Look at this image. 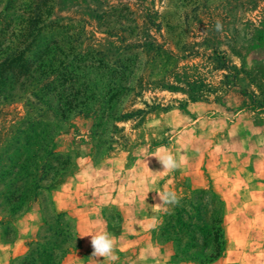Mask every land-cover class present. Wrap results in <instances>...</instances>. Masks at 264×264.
Masks as SVG:
<instances>
[{
	"label": "rangeland",
	"instance_id": "374dc122",
	"mask_svg": "<svg viewBox=\"0 0 264 264\" xmlns=\"http://www.w3.org/2000/svg\"><path fill=\"white\" fill-rule=\"evenodd\" d=\"M7 1L0 0L1 24ZM9 1L12 16L30 0ZM52 4V20L81 22L87 30L86 47L96 48L112 62L127 54H142L147 61L155 54L151 45L173 51L178 60L167 75L152 78L147 73L125 106L131 116L112 126L96 127L94 113L88 112L65 124L55 136L43 126L18 136L25 129L26 102L1 99L0 235L6 242L14 241L13 222L27 219L29 206L38 201L44 215L39 234L55 236L60 251L52 261L36 257L30 264H64L77 253L80 240L72 217L57 219L51 190L79 170L80 157L95 163L117 158L135 172L144 169L155 174L156 186L178 196V204L163 205L169 211L162 210L156 230L175 260L183 264L219 260L226 247L225 233L215 245L212 239L203 242L202 233H192L191 239L176 244L170 225L176 210L189 204L214 208L217 221L222 216L212 188L193 191L188 174L209 176L216 156L221 157L217 163L227 165L218 172H232L226 160L234 156L231 140H238L231 131L233 122L242 111L264 112V0H52ZM118 4L129 5L135 13L139 30L133 37L110 36L102 27L103 18ZM127 45L142 48L127 51ZM217 144L221 145L215 149ZM161 146L177 159L183 157L178 169L158 172L163 166L153 155ZM224 152L228 158L223 161ZM158 178H162L159 184ZM108 215L118 219L114 212ZM198 239L207 244L205 249L197 248ZM14 264L28 261L19 259Z\"/></svg>",
	"mask_w": 264,
	"mask_h": 264
},
{
	"label": "trees",
	"instance_id": "16d2710c",
	"mask_svg": "<svg viewBox=\"0 0 264 264\" xmlns=\"http://www.w3.org/2000/svg\"><path fill=\"white\" fill-rule=\"evenodd\" d=\"M5 10V23H0V97L4 95L0 101L26 102L25 129L18 136L38 126L55 136L65 124L88 112L94 113L96 127L112 126L131 116L125 106L147 73L152 78L167 75L178 60L173 51L151 45L155 54L147 61L142 54H127L112 62L96 48L86 47L87 30L81 22L52 20V0H30L12 16L8 0ZM102 27L106 34L121 33L124 38L139 30L135 13L126 4L113 7ZM133 48L142 46H126L127 51ZM213 193L222 206L219 221L214 208H192L190 204L178 208L170 225L175 230L174 243L202 233L203 242L212 239L215 245L224 236V202ZM67 216L57 214V219ZM201 243V239L196 241L197 248L205 249L207 244ZM59 247L55 236L39 234V241L21 261L30 264L36 257L52 261Z\"/></svg>",
	"mask_w": 264,
	"mask_h": 264
},
{
	"label": "crops",
	"instance_id": "0c3cea01",
	"mask_svg": "<svg viewBox=\"0 0 264 264\" xmlns=\"http://www.w3.org/2000/svg\"><path fill=\"white\" fill-rule=\"evenodd\" d=\"M231 131L238 134L236 142L231 140L234 156L226 160L228 153L224 152L222 160L233 171L218 172L227 165L217 163L221 157L216 156L209 176L188 174L193 191L212 188L224 202L226 247L222 257L210 264H264V112L242 111ZM80 160L79 172L74 169L51 190L55 212L74 219L80 240L77 253L69 255L64 264H102L103 257H92L90 244V235L102 229L114 235L118 249H123L117 253L116 264H183L156 235L163 208L158 194L163 191L155 185V174L144 169L135 172L117 158L102 163L87 156ZM42 208L34 201L27 219L13 222L14 241L6 242L0 235V264L16 263L39 241ZM108 212L116 213L118 219L109 218ZM142 253L143 260L139 259Z\"/></svg>",
	"mask_w": 264,
	"mask_h": 264
},
{
	"label": "clouds",
	"instance_id": "9594fccd",
	"mask_svg": "<svg viewBox=\"0 0 264 264\" xmlns=\"http://www.w3.org/2000/svg\"><path fill=\"white\" fill-rule=\"evenodd\" d=\"M219 22L217 23V30L220 29ZM165 152V155H161V152ZM157 157L160 163L163 166V171L158 172H170L178 169L181 164L183 163V157L177 159L165 146H161L158 148L153 155ZM159 200L161 201L162 205H176L179 203V198L175 192L170 190H165L162 193L158 194ZM162 210L167 213L169 209L167 207H163ZM155 218H153L152 226L155 227ZM89 236V235H87ZM91 240L90 244L92 246V257H103V261L111 262V264H116V262L120 259L119 255L117 254L118 251H123L122 248L118 249V242L117 238L112 235L107 229H102L97 231L95 234L90 235ZM139 259H145L143 253L139 257Z\"/></svg>",
	"mask_w": 264,
	"mask_h": 264
}]
</instances>
